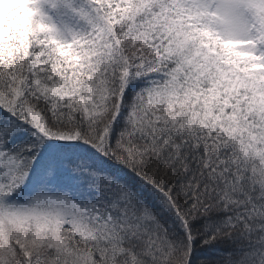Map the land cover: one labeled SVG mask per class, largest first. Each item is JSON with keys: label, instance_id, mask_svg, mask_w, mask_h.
Segmentation results:
<instances>
[{"label": "snow or ice", "instance_id": "obj_1", "mask_svg": "<svg viewBox=\"0 0 264 264\" xmlns=\"http://www.w3.org/2000/svg\"><path fill=\"white\" fill-rule=\"evenodd\" d=\"M0 264H264V0H0Z\"/></svg>", "mask_w": 264, "mask_h": 264}]
</instances>
